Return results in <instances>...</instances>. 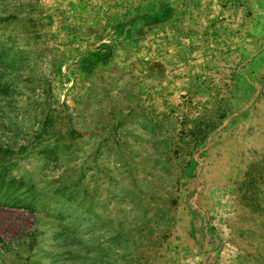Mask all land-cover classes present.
Returning <instances> with one entry per match:
<instances>
[{"label": "rangeland", "instance_id": "1", "mask_svg": "<svg viewBox=\"0 0 264 264\" xmlns=\"http://www.w3.org/2000/svg\"><path fill=\"white\" fill-rule=\"evenodd\" d=\"M0 264H264V0H0Z\"/></svg>", "mask_w": 264, "mask_h": 264}]
</instances>
